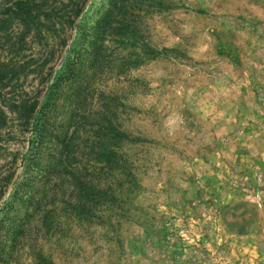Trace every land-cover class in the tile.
Returning <instances> with one entry per match:
<instances>
[{"label": "rangeland", "instance_id": "374dc122", "mask_svg": "<svg viewBox=\"0 0 264 264\" xmlns=\"http://www.w3.org/2000/svg\"><path fill=\"white\" fill-rule=\"evenodd\" d=\"M0 264H264V0H0Z\"/></svg>", "mask_w": 264, "mask_h": 264}]
</instances>
